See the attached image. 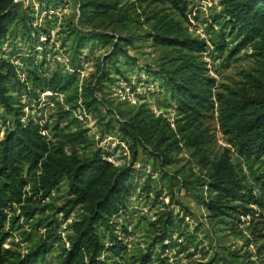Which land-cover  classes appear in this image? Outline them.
I'll use <instances>...</instances> for the list:
<instances>
[{
	"label": "trees",
	"instance_id": "trees-1",
	"mask_svg": "<svg viewBox=\"0 0 264 264\" xmlns=\"http://www.w3.org/2000/svg\"><path fill=\"white\" fill-rule=\"evenodd\" d=\"M165 1L186 16L187 0ZM221 4L219 17L241 35L235 50L254 44L264 52V0H222ZM133 8V4L125 7L121 0H79L81 15L89 21H109L122 29L134 20ZM26 17L19 12L16 0H0V51L11 26L20 21L27 26ZM158 24L152 35L163 48L157 72L180 115L175 127L144 104L122 110L98 95L97 84L104 77L106 59L117 61L122 56L126 58L125 65L146 69L127 49L133 43L132 37L115 36L99 29L88 34L78 32L72 46L73 64L81 63L83 48L89 43L104 45L110 51L105 60L100 61L97 71L81 84L77 71L65 75L31 71L32 81L43 90L67 93L71 106L62 109L59 120L71 119L78 108L101 115L102 107L106 113H111L112 117L102 125L109 131L114 122L118 123L132 153V161L127 165L114 164L102 149L81 155L79 152L89 145L85 129L73 131L69 125L63 128L56 125L54 139H49L45 133L49 128L47 124L32 117L23 119V99L10 88L11 82L19 79L16 65L5 59L0 65V264H118L115 258L126 252L127 246L114 217L125 210L132 194L139 150L160 158L165 166L170 162L169 152L182 142L194 150V155H200L204 163L203 185L208 187L210 195L203 204L210 218L220 223L235 214H253L255 211L249 207L253 204L259 207V222L264 229V202L255 194L254 187L240 176L229 149L211 157L207 151L211 135L208 129L201 128L200 122L206 112L215 110L221 131L237 153L246 159L260 160L264 166V81L251 76L246 83L250 84V91L246 87L239 91L215 89V79L208 74L206 61L202 59L206 41L193 37L176 17L161 16ZM118 72L125 77L121 68ZM73 121L74 118L70 122ZM164 176L169 177L170 182L173 180L166 172ZM62 186H66L68 197L57 207V212L70 215L78 206L83 210L63 242L60 243L57 227L51 222L38 243L28 251L23 253L6 247L13 226L21 218H34L43 208L39 203ZM172 222L173 216L167 211L151 223L162 228V234L155 240L163 249L167 228ZM58 242L60 247L53 262L49 255ZM153 261L150 251L137 257L135 264ZM222 264L230 263L223 261Z\"/></svg>",
	"mask_w": 264,
	"mask_h": 264
},
{
	"label": "rangeland",
	"instance_id": "rangeland-1",
	"mask_svg": "<svg viewBox=\"0 0 264 264\" xmlns=\"http://www.w3.org/2000/svg\"><path fill=\"white\" fill-rule=\"evenodd\" d=\"M187 1L185 16L165 0H121L125 7L134 5L131 10L134 20L122 29L109 21H89L81 15L79 0H16L19 12L27 16V26L22 21L11 26L8 37L1 42L0 65L4 59L16 65L19 79L12 81L10 88L23 99V119L32 117L47 124L49 128L45 133L49 139H54L56 125L61 128L69 125L73 131L85 129L89 145L79 152L81 155L102 149L114 164H130L132 153L118 123L114 122L109 131L102 125L112 117L111 113H106L102 107L101 115L78 108L71 117L73 122L69 117L59 120L62 109L71 106L67 93L43 90L32 81L31 71L35 69L44 75L77 71L81 84L97 71L100 61H104L110 51L104 45L89 43L83 48L81 63L73 64L72 46L78 32L88 34L99 29L115 36L132 37L133 43L127 49L146 69L125 65L126 58L122 56L117 61L106 59L104 77L97 84L98 95L122 110L144 104L175 127V120L180 115L162 87L157 69L162 62L163 48L152 36L159 27V17L165 15L181 19L193 37L206 41L202 59L206 61L208 74L215 79V89L239 91L246 87L250 91V84L246 83L251 76L264 81L263 50L255 48L254 44L235 50L241 35L233 32L219 17L222 0ZM118 68L124 71L125 77ZM200 122L201 128L208 129L211 135L207 148L211 157L229 149L240 176L254 187L255 194L264 202V166L260 160L246 159L237 153L221 131L215 110L206 112ZM169 160L162 166L160 158L155 159L148 152L139 150L132 194L125 210L114 217L127 246L126 252L115 258L118 264H135L137 257L150 251L154 257L151 264H222L223 261L264 264V229L259 222V207L252 204L249 207L255 211L253 214H235L227 218V222L213 221L203 204L210 190L203 185L206 173L201 156L194 155V150L182 142L169 152ZM165 172L173 177L171 182L164 176ZM67 197V188L62 186L41 201L39 205L43 208L34 218H21L13 226L5 246L23 253L28 251L38 243L51 222L57 227L62 243L71 224L80 219L83 212L80 206L70 215L57 212V207L62 206ZM167 211L172 214L173 222L167 228L163 249V245L155 240L162 234V228L151 223ZM58 245L59 242L49 255L53 262L58 255Z\"/></svg>",
	"mask_w": 264,
	"mask_h": 264
}]
</instances>
